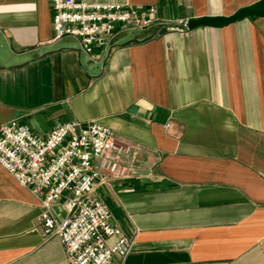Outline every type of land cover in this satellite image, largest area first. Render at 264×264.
Listing matches in <instances>:
<instances>
[{
    "label": "crops",
    "instance_id": "1",
    "mask_svg": "<svg viewBox=\"0 0 264 264\" xmlns=\"http://www.w3.org/2000/svg\"><path fill=\"white\" fill-rule=\"evenodd\" d=\"M85 1L154 7L157 22L88 54L53 40L51 0H0V125L45 138L97 122L133 145L129 175L95 189L129 240L113 264H264V17L183 25L259 0ZM42 212L0 165V264H69Z\"/></svg>",
    "mask_w": 264,
    "mask_h": 264
},
{
    "label": "built area",
    "instance_id": "2",
    "mask_svg": "<svg viewBox=\"0 0 264 264\" xmlns=\"http://www.w3.org/2000/svg\"><path fill=\"white\" fill-rule=\"evenodd\" d=\"M54 41L71 36L93 54L110 46L122 27L146 29L157 22L154 7L85 0H51ZM133 145L97 122L57 123L41 138L16 121L0 125V165L41 201L45 237L58 236L69 264H113L130 251L128 238L111 222V209L95 195L107 179L131 172ZM65 198L67 216L53 207Z\"/></svg>",
    "mask_w": 264,
    "mask_h": 264
},
{
    "label": "water",
    "instance_id": "3",
    "mask_svg": "<svg viewBox=\"0 0 264 264\" xmlns=\"http://www.w3.org/2000/svg\"><path fill=\"white\" fill-rule=\"evenodd\" d=\"M252 17H264V0H259L249 6L243 7L229 16H203L192 18L187 20L183 25L190 30L199 27L223 28Z\"/></svg>",
    "mask_w": 264,
    "mask_h": 264
}]
</instances>
